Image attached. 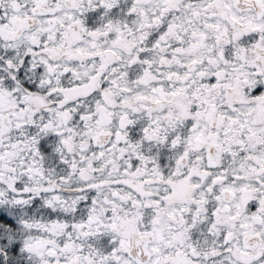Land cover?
Wrapping results in <instances>:
<instances>
[{
    "label": "snow or ice",
    "instance_id": "obj_1",
    "mask_svg": "<svg viewBox=\"0 0 264 264\" xmlns=\"http://www.w3.org/2000/svg\"><path fill=\"white\" fill-rule=\"evenodd\" d=\"M0 264H264V0H0Z\"/></svg>",
    "mask_w": 264,
    "mask_h": 264
}]
</instances>
